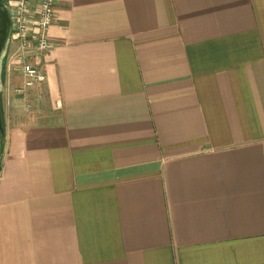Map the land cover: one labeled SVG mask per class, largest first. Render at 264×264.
<instances>
[{
	"label": "crops",
	"instance_id": "0c3cea01",
	"mask_svg": "<svg viewBox=\"0 0 264 264\" xmlns=\"http://www.w3.org/2000/svg\"><path fill=\"white\" fill-rule=\"evenodd\" d=\"M47 35L43 81L4 60L0 264H264V0H55Z\"/></svg>",
	"mask_w": 264,
	"mask_h": 264
},
{
	"label": "built area",
	"instance_id": "2783aa9c",
	"mask_svg": "<svg viewBox=\"0 0 264 264\" xmlns=\"http://www.w3.org/2000/svg\"><path fill=\"white\" fill-rule=\"evenodd\" d=\"M10 17V44L15 48L11 57L25 76L24 85L33 86L45 79L38 65L29 60L28 49L40 53L49 45L47 30L53 21L55 0H39L36 13L32 0H4Z\"/></svg>",
	"mask_w": 264,
	"mask_h": 264
},
{
	"label": "water",
	"instance_id": "95a60500",
	"mask_svg": "<svg viewBox=\"0 0 264 264\" xmlns=\"http://www.w3.org/2000/svg\"><path fill=\"white\" fill-rule=\"evenodd\" d=\"M10 17L6 3L0 0V94L2 90V71L4 67V60L8 54L10 46ZM2 140H3V125L1 116V103H0V158L2 154Z\"/></svg>",
	"mask_w": 264,
	"mask_h": 264
},
{
	"label": "rangeland",
	"instance_id": "374dc122",
	"mask_svg": "<svg viewBox=\"0 0 264 264\" xmlns=\"http://www.w3.org/2000/svg\"><path fill=\"white\" fill-rule=\"evenodd\" d=\"M7 58V57H6ZM4 64H5V62H4Z\"/></svg>",
	"mask_w": 264,
	"mask_h": 264
},
{
	"label": "trees",
	"instance_id": "16d2710c",
	"mask_svg": "<svg viewBox=\"0 0 264 264\" xmlns=\"http://www.w3.org/2000/svg\"><path fill=\"white\" fill-rule=\"evenodd\" d=\"M0 166H1V163H0Z\"/></svg>",
	"mask_w": 264,
	"mask_h": 264
},
{
	"label": "flooded vegetation",
	"instance_id": "af4514ba",
	"mask_svg": "<svg viewBox=\"0 0 264 264\" xmlns=\"http://www.w3.org/2000/svg\"><path fill=\"white\" fill-rule=\"evenodd\" d=\"M4 1V0H3Z\"/></svg>",
	"mask_w": 264,
	"mask_h": 264
}]
</instances>
